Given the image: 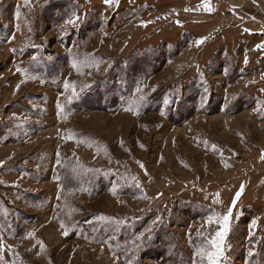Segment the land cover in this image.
Listing matches in <instances>:
<instances>
[{"label": "rangeland", "instance_id": "obj_1", "mask_svg": "<svg viewBox=\"0 0 264 264\" xmlns=\"http://www.w3.org/2000/svg\"><path fill=\"white\" fill-rule=\"evenodd\" d=\"M181 1L0 0V264H208L241 190L264 264V86Z\"/></svg>", "mask_w": 264, "mask_h": 264}, {"label": "crops", "instance_id": "obj_2", "mask_svg": "<svg viewBox=\"0 0 264 264\" xmlns=\"http://www.w3.org/2000/svg\"><path fill=\"white\" fill-rule=\"evenodd\" d=\"M181 2L183 4L181 8L177 9L180 13L178 15H181V18L188 16L191 19L194 18L197 20V22L192 20L194 25H206L204 26L205 31L201 34L206 30L211 31L213 34L209 37L210 41L222 38L226 32L231 34L230 38H225L215 44L222 43V48L218 49L227 52L235 48H243V53L240 55V72L244 74L252 69L249 66L253 63L257 68V71L255 69L251 74L245 75L250 79L243 83L247 85L249 81H252L256 82V90L263 88L264 47L258 46H264V0H207V2L206 0H191L190 6L185 0ZM201 18L202 20L199 22ZM206 19H209L208 22ZM185 25V23L182 24V26ZM192 32L184 30L180 33H191L192 40L197 42L199 35ZM237 32L238 35L233 37L232 34ZM252 35L256 36L255 41H252ZM245 59H247V63H245Z\"/></svg>", "mask_w": 264, "mask_h": 264}, {"label": "snow or ice", "instance_id": "obj_3", "mask_svg": "<svg viewBox=\"0 0 264 264\" xmlns=\"http://www.w3.org/2000/svg\"><path fill=\"white\" fill-rule=\"evenodd\" d=\"M106 5L111 6L114 2V0H104ZM207 2V0H206ZM118 6V5H117ZM78 19V18H77ZM67 23H75V20H69L67 21ZM143 26H147L146 24ZM204 41L203 40H198L197 46H199L200 44H202ZM258 47H264V46H258ZM245 63H247V59H245ZM75 67V65H73ZM19 71V69H18ZM65 87L67 88L68 85L66 84ZM18 90V89H17ZM137 91H140V89H137ZM73 94L75 95V90L73 89ZM141 99H143V97H141ZM59 107V105H58ZM262 159H264V156L261 157ZM143 167V165H142ZM242 194V190L241 192H238L234 198L233 201V205L231 208H229V211L226 215H224L223 217L217 218L215 221H213L212 217H209L208 222L209 224L216 222L219 224V231H217L216 233V238L209 241V244L211 246V250L208 249H201L200 251L197 252V255H201V256H207L208 259V264H221L222 259L224 258V244H225V239L226 236L230 230V220L232 217V209L235 207V203L236 201L239 200L240 196ZM252 226L256 227L257 226V222L255 220L252 221ZM62 227H64L62 225ZM65 235H67V232H64ZM43 247V245H41ZM249 255H253L252 253H249Z\"/></svg>", "mask_w": 264, "mask_h": 264}]
</instances>
